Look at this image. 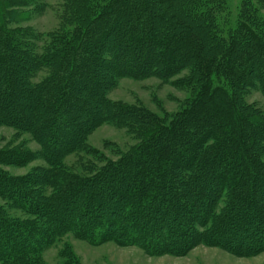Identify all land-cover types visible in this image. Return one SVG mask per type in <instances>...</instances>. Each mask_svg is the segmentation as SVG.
Returning a JSON list of instances; mask_svg holds the SVG:
<instances>
[{
  "label": "trees",
  "instance_id": "1",
  "mask_svg": "<svg viewBox=\"0 0 264 264\" xmlns=\"http://www.w3.org/2000/svg\"><path fill=\"white\" fill-rule=\"evenodd\" d=\"M35 2L0 0V124L29 132L50 170L0 169V197L32 216L0 207V264H41L67 234L149 255L264 252V111L247 100L264 95V0H242L237 15L228 0H62L45 38L9 10ZM146 77L189 91L181 109L109 97L120 79ZM103 124L139 143L92 173L69 169ZM29 154L11 149L0 163Z\"/></svg>",
  "mask_w": 264,
  "mask_h": 264
},
{
  "label": "rangeland",
  "instance_id": "2",
  "mask_svg": "<svg viewBox=\"0 0 264 264\" xmlns=\"http://www.w3.org/2000/svg\"><path fill=\"white\" fill-rule=\"evenodd\" d=\"M62 0H37L31 6H10L11 12H18V22L22 27H30L42 36L57 30L61 24ZM233 15H237L242 0H228ZM264 16V9L262 10ZM16 24L10 23V27ZM42 44L41 41L38 42ZM184 74V73H183ZM45 76L42 71L34 80ZM189 91L177 88L159 77L143 79L122 78L110 90L109 97L114 102L130 106L142 105L159 115L170 114L181 109ZM249 103H254L264 111V95L252 90L247 95ZM139 143L138 137L124 127L103 124L90 131L86 145L91 151L76 152L68 155L64 162L69 169L86 174L92 173L108 161L117 160L122 153L128 152ZM11 149L31 153L25 163L2 164L0 169L14 177L43 175L50 170L41 153V146L29 132L19 131L13 126L0 124V158ZM39 175V176H40ZM50 193V192H48ZM0 207L11 218L29 219L32 216L11 205V201L0 197ZM41 264H264V252L253 256H236L217 247L198 245L185 255H149L140 246H121L115 242L93 245L85 240L67 234L54 244L47 246L40 255Z\"/></svg>",
  "mask_w": 264,
  "mask_h": 264
}]
</instances>
